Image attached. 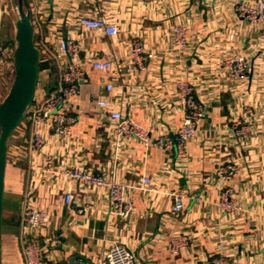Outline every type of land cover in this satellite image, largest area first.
<instances>
[{
    "label": "crops",
    "instance_id": "0c3cea01",
    "mask_svg": "<svg viewBox=\"0 0 264 264\" xmlns=\"http://www.w3.org/2000/svg\"><path fill=\"white\" fill-rule=\"evenodd\" d=\"M2 3L0 103L14 80L16 47L12 3ZM26 3L40 58L33 104L58 87L64 63L57 52L59 39L78 46L86 79L72 110L77 123L71 131L78 138L44 131L46 143L35 152L30 149L33 126L25 115L7 142L0 264H25L21 219L32 206L48 215L32 233L43 248V264H99L114 243L127 245L136 264H211L219 251L229 264H264V43L258 28L217 0ZM83 15L118 26V35L78 26ZM176 26L187 41L180 50L172 44ZM135 42L142 45L140 64L130 55ZM237 56L248 63L243 81L222 70L224 61ZM95 60H108L111 68L94 70ZM180 86H191L204 110L183 155L153 144L182 124ZM103 99L146 131L149 141L117 139L107 111L96 105ZM233 124L245 132L237 135ZM225 163L236 166L231 201L240 210L230 213L217 207L223 184L216 173ZM68 166L103 171L126 185L134 212L128 215L109 204L103 191L64 183L55 172ZM142 178L152 185L142 188ZM179 190L187 194L185 208L173 214L170 194ZM68 192L72 199L65 205Z\"/></svg>",
    "mask_w": 264,
    "mask_h": 264
},
{
    "label": "built area",
    "instance_id": "2783aa9c",
    "mask_svg": "<svg viewBox=\"0 0 264 264\" xmlns=\"http://www.w3.org/2000/svg\"><path fill=\"white\" fill-rule=\"evenodd\" d=\"M218 2L228 4L233 8L235 14L247 25L254 26L259 30V36L264 43V0H217ZM3 3L0 0V32L2 27ZM77 24L89 31H98L103 34L116 37L119 33L118 26L109 23L105 19L83 15L77 18ZM172 44L177 50L186 45V36L183 28L176 26L172 30ZM58 55L63 57L64 63L60 68V80L58 87L48 94L45 98L32 104L26 110L29 121L33 126V135L30 140V149L35 152H41L45 143L44 131L50 132L59 138L74 136L71 129L77 123V116L74 114L73 107L76 104L79 87L86 79V71L81 58L79 57V48L71 39H59ZM142 45L141 42H135L130 55L140 64ZM91 67L97 71H106L111 68V63L107 61H92ZM248 63L241 56L226 60L222 64L223 72L227 76L237 81H243L248 75ZM107 92L112 91V84L105 85ZM180 106L184 112L182 124L171 137H159L154 141V146L163 151H175L177 154H185L187 142L192 139L196 132L200 120L204 117V110L198 102L195 92L191 86H180ZM100 110L107 111L110 121L115 125L114 131L117 139H130L148 142V133L137 127L129 117L122 111L116 109L112 102L106 99L97 102ZM232 131L237 135L245 132L243 128L233 124ZM74 134V135H73ZM49 168V164H44ZM36 171L44 172L43 165H34ZM67 185L79 184L88 189H96L107 194L109 204L120 207L128 215L135 210L132 197L127 194V186L111 180L103 171L94 173L90 168H78L71 166L61 168L55 172ZM236 175V166L232 163L222 164L216 173V180L223 184V188L218 193L217 207L221 211L235 212L240 207L231 201L232 188L231 181ZM140 185L142 188L151 186L149 178H142ZM186 192L179 190L170 194L172 204L171 212L179 214L185 208L184 200ZM72 196L68 192L64 196V204L69 205ZM48 215L35 207H28L21 219L22 224V258L25 264H43V248L33 239L32 233L45 225ZM176 244H173L174 250ZM222 245L218 246L221 250ZM99 264H136L133 251L123 244L114 243L110 245L107 251L100 258ZM211 264H229L227 259L219 251L211 260Z\"/></svg>",
    "mask_w": 264,
    "mask_h": 264
},
{
    "label": "water",
    "instance_id": "95a60500",
    "mask_svg": "<svg viewBox=\"0 0 264 264\" xmlns=\"http://www.w3.org/2000/svg\"><path fill=\"white\" fill-rule=\"evenodd\" d=\"M17 11L13 53L14 80L5 99L0 103V222L2 213L3 179L7 142L32 104L37 82L39 52L33 39L34 28L26 0H11ZM1 231V225H0ZM87 264V263H75Z\"/></svg>",
    "mask_w": 264,
    "mask_h": 264
},
{
    "label": "rangeland",
    "instance_id": "374dc122",
    "mask_svg": "<svg viewBox=\"0 0 264 264\" xmlns=\"http://www.w3.org/2000/svg\"><path fill=\"white\" fill-rule=\"evenodd\" d=\"M12 11H11V20L12 21H15L16 20V18L18 17V14H17V11H16V9L14 8V5H13V3H12ZM14 32H15V30H14Z\"/></svg>",
    "mask_w": 264,
    "mask_h": 264
},
{
    "label": "trees",
    "instance_id": "16d2710c",
    "mask_svg": "<svg viewBox=\"0 0 264 264\" xmlns=\"http://www.w3.org/2000/svg\"><path fill=\"white\" fill-rule=\"evenodd\" d=\"M39 67V66H38Z\"/></svg>",
    "mask_w": 264,
    "mask_h": 264
}]
</instances>
